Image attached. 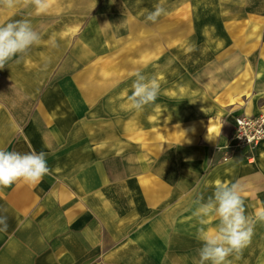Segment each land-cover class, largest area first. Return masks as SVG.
I'll use <instances>...</instances> for the list:
<instances>
[{
    "label": "rangeland",
    "instance_id": "374dc122",
    "mask_svg": "<svg viewBox=\"0 0 264 264\" xmlns=\"http://www.w3.org/2000/svg\"><path fill=\"white\" fill-rule=\"evenodd\" d=\"M158 3L166 14L146 21ZM25 18L40 43L4 69L25 85L39 79L34 106L54 134L49 167L71 188L62 202L91 203L125 264L198 261L194 200L216 181L239 182L246 214L264 208V144L242 150L232 138L236 118L264 113V0H51L40 15L23 2L0 8V24ZM137 71L160 86L141 111L128 101ZM228 259L264 264V223Z\"/></svg>",
    "mask_w": 264,
    "mask_h": 264
},
{
    "label": "crops",
    "instance_id": "0c3cea01",
    "mask_svg": "<svg viewBox=\"0 0 264 264\" xmlns=\"http://www.w3.org/2000/svg\"><path fill=\"white\" fill-rule=\"evenodd\" d=\"M0 70V149L43 151L49 166L54 134L41 123L45 110L34 106L41 89L39 79L31 75L25 85L11 72ZM49 168L38 184L21 180L0 187V209H7L0 215L8 217L7 230L0 231V264H125L122 252L107 248L104 217L91 203H63L71 188L63 184L58 169ZM96 217L100 221L94 225Z\"/></svg>",
    "mask_w": 264,
    "mask_h": 264
},
{
    "label": "clouds",
    "instance_id": "9594fccd",
    "mask_svg": "<svg viewBox=\"0 0 264 264\" xmlns=\"http://www.w3.org/2000/svg\"><path fill=\"white\" fill-rule=\"evenodd\" d=\"M21 2L34 6L36 15L49 10L51 0H0V8L12 9ZM166 14L162 4H156L154 10L148 12L145 19L156 23L158 18ZM110 23L106 22L103 27ZM102 27V28H103ZM41 36L33 28L29 19H18L0 24V69L14 57L24 54L30 47L40 43ZM131 85V95L128 101L137 111L147 105L154 104L160 92V86L155 76L149 77L137 71ZM47 153L31 151L21 153L0 149V187H9L17 181L27 184H38L45 175L50 173L46 159ZM243 189L239 182H215L212 195L201 194L194 200L196 207L192 216L199 227L196 239L201 242L198 249L199 260L194 264H232L228 258L239 259L254 235L257 223H264V208H259L254 214H246ZM6 213L7 209H0ZM218 218L215 227H209V217ZM7 215H0V231L8 228Z\"/></svg>",
    "mask_w": 264,
    "mask_h": 264
},
{
    "label": "built area",
    "instance_id": "2783aa9c",
    "mask_svg": "<svg viewBox=\"0 0 264 264\" xmlns=\"http://www.w3.org/2000/svg\"><path fill=\"white\" fill-rule=\"evenodd\" d=\"M235 145L240 149H255L264 142V113L236 118Z\"/></svg>",
    "mask_w": 264,
    "mask_h": 264
},
{
    "label": "bare ground",
    "instance_id": "6f19581e",
    "mask_svg": "<svg viewBox=\"0 0 264 264\" xmlns=\"http://www.w3.org/2000/svg\"><path fill=\"white\" fill-rule=\"evenodd\" d=\"M193 124L189 125L187 127V131L189 130V132H192L193 131V127H192ZM187 131L185 133H187ZM218 133V125L217 124H214L210 127V129L208 130V134H209V137H210V140L213 141V139L215 138V135Z\"/></svg>",
    "mask_w": 264,
    "mask_h": 264
}]
</instances>
